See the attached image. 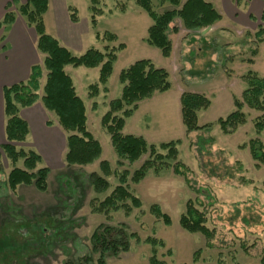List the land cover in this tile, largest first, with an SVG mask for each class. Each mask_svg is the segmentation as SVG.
I'll return each instance as SVG.
<instances>
[{"label": "rangeland", "instance_id": "rangeland-1", "mask_svg": "<svg viewBox=\"0 0 264 264\" xmlns=\"http://www.w3.org/2000/svg\"><path fill=\"white\" fill-rule=\"evenodd\" d=\"M24 2L9 0L7 10L14 14L23 31L33 33L19 11ZM50 2L48 25L52 24L50 17H55L57 9L55 0ZM98 3L102 14L97 16L98 23L93 28L90 0H68V6L77 10L79 25L90 29L85 31L81 49H74L72 54L79 55L90 47L105 51L106 46L123 44L116 50L117 58L106 91L99 85L101 90L96 96L88 94L89 85L97 82L98 68L68 65L66 71L85 104L86 128L101 145L100 158L84 166L67 165L64 156L69 133L59 125L56 115L45 109L40 100L22 110L31 131L18 146L33 149L41 155L42 162L37 167L49 168L47 188L43 192L33 184L9 188L6 180L14 166L0 149V235L22 247L19 253L13 251L4 258L0 257V264H66L76 261L91 253L90 238L99 225H123L139 237L138 241L131 240L128 251L109 254L106 264H149L153 254L165 264H261L264 252V164L255 167L248 142L254 138L264 145V130L257 132L255 129L257 117L264 111L243 106L246 122L232 134H223L216 124L218 118L234 110L233 98H240L246 86L244 76L249 70L245 71L247 67L243 64L255 57L252 54L254 47L258 52L260 44H255L253 37L257 29L252 33L240 27L226 29L224 26L229 21L225 20L221 23L223 29L216 28L217 33L204 36L200 32L191 34L177 18L170 24L177 28V32H168L172 53L164 57L159 48L147 43V28L152 22L134 0H99ZM122 5L124 11L120 10ZM152 5L157 12L172 8L168 2L160 3L159 0H152ZM23 31L20 32L15 23L7 29L0 28V55L5 56L8 52L7 59L1 60L0 57V81L20 78L26 62L37 58L42 67L37 91L41 96L46 74L42 64L44 56L37 50L30 54ZM96 31L99 38L95 37ZM108 32L117 35L114 40L107 39L104 33ZM6 42V50L1 49ZM229 58L232 59L228 61ZM138 59H149L154 66L164 68L169 74L170 87L139 101L133 114L125 119L122 132L141 135L156 146L161 142L179 140L178 160L187 166V177L195 189L208 188L211 199L193 192L185 178L175 174L172 167H164L158 173L149 169L139 182L129 181L148 153L132 163L126 160L118 163L110 135L101 125V117L108 109V102L121 93L119 72ZM256 68L260 73L254 72L264 77L262 44ZM182 89L209 99V107L198 113V124L214 123L210 132L186 134L180 114ZM5 120L0 112V142L4 141ZM200 134L213 138V143L206 145L202 152L196 151L192 145ZM101 160L108 161L112 171L129 172L128 188L139 198L140 207L107 214L91 211V201L102 200L119 183L118 176L112 173L105 177L108 186L104 191L93 188L88 174L96 172L101 175ZM21 165V160L16 163V166ZM196 197L201 201L199 207L206 210V225L215 229L212 247L206 246L201 233L187 232L178 223L186 201ZM152 204H157L168 214L170 225L166 226L149 212ZM146 237H154L162 241V245L153 247L144 241ZM27 243L29 245L23 248ZM93 258H97V253Z\"/></svg>", "mask_w": 264, "mask_h": 264}, {"label": "trees", "instance_id": "trees-1", "mask_svg": "<svg viewBox=\"0 0 264 264\" xmlns=\"http://www.w3.org/2000/svg\"><path fill=\"white\" fill-rule=\"evenodd\" d=\"M262 1L264 2V0ZM98 2L99 0H90L89 5L90 23L93 28L97 26V16L102 14ZM134 2L148 14L152 22L147 28V43L159 48L164 57L170 55L172 47L168 32H177L175 26H170L175 19L179 18L184 29L190 32H200L220 19V14L210 0H159L160 3L168 2L172 6L162 12L153 9L152 0H134ZM47 5V0H25L19 6V11L25 17L28 26L32 27L37 35V50L44 54L42 64L46 74L42 95L39 96L37 92L39 79L42 76V67L39 64L30 67L26 81L2 87L3 113L6 120L4 141L0 143V149L14 166L6 180L11 189H15L20 184H33L41 192L47 188L46 179L49 168L47 166L37 167L42 162L41 155L33 149L25 150L18 146L19 143L25 141L29 132L28 122L21 116L20 109L31 107L37 100L41 101L45 109L56 115L59 125L69 133L66 136L64 156L67 165L84 166L100 158L101 145L86 128L85 104L76 93L73 80L65 71V66L98 67L97 82L89 85L88 92L90 97L96 96L100 90L99 85H103V90L106 91L105 84L112 73L113 64L117 58L116 50L123 47L122 43L117 47L106 46L105 51L90 47L79 55L72 54L55 37L45 32L43 14L46 12ZM5 8L6 11L0 20V28L10 25L15 20L14 14L7 10L8 4ZM67 9L70 20L77 22L79 18L76 8L68 6ZM120 10L124 11L125 7L122 5ZM260 20L261 24L258 25L253 37L255 44L264 45V7ZM104 34L109 40H114L116 36L111 32ZM95 35L97 38L100 37L97 31ZM254 48L252 54L256 55L257 50ZM248 62L251 63L252 60H248ZM168 78V72L164 68L154 66L149 59H138L122 69L118 75V80L122 84L121 93L108 102V109L101 117V125L110 135L111 145L119 159V164L122 163V160L132 163L141 155L148 153V157L143 163L132 172L129 181L139 182L149 169L158 173L164 167H172L175 174L185 178L186 184L193 192L202 194L206 199H211L208 188L195 189L187 177V166L178 160L177 145L179 140L161 142L156 146L148 143L141 135L122 132L125 119L132 115L139 101L151 97L155 92L168 90L170 87ZM244 78L246 86L241 92V97L233 98L234 110L216 121L223 134H232L239 126L245 124L246 115L242 111L243 106L264 111V77L249 70ZM179 100L181 121L186 134L193 131L210 132L212 130L214 125L212 122L198 124V112L207 109L210 105L206 96L197 92L183 91ZM255 129L257 132L264 130V114L257 117ZM212 143L211 135L200 134L192 145L195 146L196 151L202 152L207 147L206 145L209 146ZM248 148L252 159L256 162L255 167L258 168L264 164L263 143L253 138L249 140ZM20 160L22 165L16 166ZM99 166L101 175L96 172L88 174L89 181L95 190L104 191L108 186L105 177L112 173L118 176L119 183L102 200L97 203L91 201V211L107 214L109 211L124 209L128 212L134 207H140L139 198L128 188L129 172L127 170L118 173L112 171L108 161L105 160H101ZM200 205L199 197L188 199L184 211L179 216L178 223L187 232L201 233L205 237L206 246L212 247L211 241L215 236V229H210L206 225V210L201 209ZM149 212L157 219L162 220L166 226L171 224L168 214L163 212L157 204H152L149 207ZM90 239L91 253L66 264H106V257L109 254L128 251L131 240L138 241L139 237L123 225H99L93 231ZM144 241L153 247L162 245V241L154 237H146ZM28 245V243L24 244L23 248ZM21 248L9 237L0 235L1 258L13 251L19 253ZM94 253H97L96 259L93 258ZM260 262L264 264V252ZM149 264H165V262L157 259L153 254L149 259Z\"/></svg>", "mask_w": 264, "mask_h": 264}, {"label": "crops", "instance_id": "crops-1", "mask_svg": "<svg viewBox=\"0 0 264 264\" xmlns=\"http://www.w3.org/2000/svg\"><path fill=\"white\" fill-rule=\"evenodd\" d=\"M8 1L9 0L0 1V20L2 19L3 15L6 11L5 6H6ZM47 1H48L47 9H46V12L43 14L45 32L48 33L49 35L55 37L59 41V43L61 45L65 46L66 48H68L71 53L74 49H81V43L83 42V40L85 38V31L86 32L90 31V29L89 28L86 29L82 25H79V21H80L79 17H78L79 19L77 22H72L70 20L68 9H67L68 0H55L56 7H57L56 12H55V17H53V16L50 17L52 19V24L48 25L47 24V16L50 12V3L51 2H50V0H47ZM210 1L213 4L214 8L217 10V12L220 14V19L210 26V29L205 34H203L204 36H207L208 34L217 33L216 28L217 29L218 28L223 29V26H221L222 25L221 23L224 22L225 20L229 21V23H230V24L229 23L225 24L224 27L226 29H229V28L237 29L238 27H240V28L249 30L251 33L257 29L259 23L261 24L260 17H261V13H262V10L264 7V2L262 0H210ZM51 19H49V21ZM53 19H55V21ZM84 20L87 22V18H84ZM13 23H15V26L16 25L18 26L20 32L23 31L20 24L17 23L16 18H15ZM13 23H11V24H13ZM97 23H98V20H97ZM252 24H254L253 27H252ZM10 25H7L6 29ZM1 28H3V27H1ZM30 29L33 30L32 27ZM32 32L33 33L23 31L24 37H26L25 41H27L28 45H29L28 48H29L30 54L32 51L37 50V48H36L37 35H36L34 30ZM192 32H195V31H192ZM192 32H190V33L192 34ZM193 35L197 36L196 33H193ZM200 35H202L201 31H200ZM95 37H96V35H95ZM7 41H8V38H7ZM6 44H7V42L1 46L2 47L1 49L4 48L3 50H6V48H5ZM260 49H261V43H260V47L258 49L257 54L255 55V57L251 58L252 62L243 64V65H246V67H247L245 69V71H247V69H248V70L256 71L257 73L259 72V70H257L256 66H257V60H259ZM3 52H5V51H3ZM171 53H172V51H171ZM7 54H8V52L6 53L5 56L0 55V57H2L1 60L7 59L6 58ZM42 56H44L43 53H42ZM231 59L229 58L228 61H230ZM39 63H40V61L37 58L35 60H30V61L26 62V64L24 65L23 71L19 76L20 78H18V79L13 78V79H9L6 81H0V112L2 113L3 116H4V113H3L2 87L6 86V85H10V84L15 83V82L27 80L29 73H30V67L34 64H39ZM39 65H41V64H39ZM67 68H68V65L65 66V71ZM94 68H98V67H94ZM98 71H99V68H98ZM82 72H84V71H81V73ZM107 82H108V80H107ZM105 86H106V84H105ZM75 90H76V88H75ZM181 92H183V89ZM76 93H77V91H76ZM108 100H110V98L107 99V101ZM179 102H180V100H179ZM23 109L24 108L20 109L21 116H22V110ZM201 111H199L198 113H200ZM125 123H126V121H125ZM124 126H125V124H124ZM28 127H29V122H28ZM123 129H124V127H123ZM30 131L31 130L29 127V132H28L27 136L29 135ZM3 133H4V127H3ZM27 136H26V138H27ZM0 143H2V142H0ZM115 158H117V157H115ZM115 160H117V159H115Z\"/></svg>", "mask_w": 264, "mask_h": 264}, {"label": "water", "instance_id": "water-1", "mask_svg": "<svg viewBox=\"0 0 264 264\" xmlns=\"http://www.w3.org/2000/svg\"><path fill=\"white\" fill-rule=\"evenodd\" d=\"M209 29H210V26L205 27V28L201 31V34H205Z\"/></svg>", "mask_w": 264, "mask_h": 264}]
</instances>
